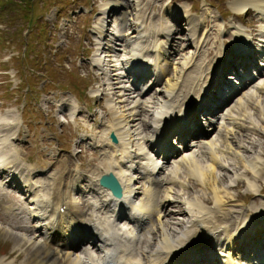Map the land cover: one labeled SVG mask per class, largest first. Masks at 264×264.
Instances as JSON below:
<instances>
[{
    "label": "bare ground",
    "instance_id": "bare-ground-1",
    "mask_svg": "<svg viewBox=\"0 0 264 264\" xmlns=\"http://www.w3.org/2000/svg\"><path fill=\"white\" fill-rule=\"evenodd\" d=\"M139 4V0H130L129 7L132 10L130 18L127 17L128 6L124 5L123 0L105 2L101 6L102 14L105 17H102L93 32L97 41H95L94 53H91V62L100 69L106 80H111L108 81L109 83L106 81L105 84L115 83L116 89H119L120 92L113 97L112 91L110 96L106 97L105 104L110 111L111 120L103 124L101 134L88 138L91 143H95V150L98 152L101 161H103V166L102 168L97 166L96 171L93 170L88 172V175H84L85 185L81 184L82 173H79L76 168V172H72L73 168H70L63 173L62 166L54 169L52 167L50 169L44 167L36 169L35 166L38 165L31 166L30 163L27 166L25 161L21 160V157L17 154L16 145L7 140L18 130V125L12 122L16 119L19 124L18 114L15 113L14 117L11 114L14 110H11L7 114L9 119L5 115L0 116L2 126L7 127L6 130L8 131L1 134L3 137H0V161L4 162L5 166L12 164L16 167L17 165L19 168L17 173H21L22 176L25 175L22 183L23 199L25 200L22 202V207L28 208V216L23 218L32 222L31 230H33V234L28 235L22 230L19 232L14 230V227L10 225L2 226L0 224V237L4 238L3 241L8 244V254L15 255L17 253L10 252L12 245L14 251L17 250L20 253L18 261H15L17 258L15 255L11 257L12 259L15 257V259L10 260L7 264H102V261L109 257H113L118 264H168V261L170 263L177 261L175 259L177 253L185 250L187 242L190 246H186V248L193 249L188 253L185 252L186 259L183 261L185 264L190 263V260L197 259V257L207 260L205 253L208 252L204 248L213 246L219 247L218 253L224 261L222 264H253L251 259H245L234 248L248 240V237L244 238L243 236L241 240L238 233L246 228L247 220L254 216L257 219L263 218L264 201L259 202L261 207L257 208L258 210L256 209L254 214L251 215V209L245 210L246 207H250L245 203L235 201L236 198L230 194L229 188L232 186L231 183L244 177L248 183L246 188L251 193H257L260 188H257L256 180L264 177V161L259 153H252L249 156L250 159H245L242 151L244 146L241 144H237L236 147L232 146L236 130L243 128L255 130L259 127V123L252 119L250 110L241 111L246 102H251L253 106H256V110L264 117L263 106L260 104L259 98L256 99L259 94L264 96V73H260L262 71L258 70L260 72L257 73L260 77L251 88L246 86L234 93L231 100H234L238 94L240 96L235 99L233 105L228 106L229 102L222 110L210 109V105L217 103L219 100L214 94L216 91L214 88L209 87L207 92L204 87L212 82L209 77L212 76L213 81H215L220 76V70L223 67V60L220 55L226 54L227 50L218 49L220 50L218 57H220L219 64L221 65H217L214 75H210V66L216 62L215 59L210 62L206 69L199 67L197 59L200 58L204 41L207 42L208 37L206 40L204 39L206 33L203 30L200 31L199 37L198 28L204 25L206 16L195 19V22H188L192 13L182 5V8L178 9L177 7L178 12H175L184 13L181 14L186 18L184 28L175 27L179 20L178 17H175L176 19L172 20L173 23L169 24L164 16L158 28L153 25L145 27L142 22L143 19H141L142 16H140ZM229 4V9L236 15L248 8H253L260 15L264 28V0H230ZM110 11L111 17L109 16ZM144 15L146 14L144 13ZM128 19L131 21L130 23H127ZM109 22H111L114 33L107 30ZM231 28L234 37L229 41L230 48L228 52H232V50L236 52V49L241 50V45L246 43L249 35L242 25L232 23ZM173 29L186 31L184 44L185 48L189 50L176 66H173L172 70L170 69L169 76L162 79V75L165 74L162 64L166 61L171 62V52L184 51L182 47L178 48L179 50L175 48V36L173 38L172 33L176 30ZM158 32L161 33L162 37H159ZM220 32L221 27L219 28ZM109 34L113 36L116 42L113 43L114 46L110 45L104 38L105 35L108 36ZM261 34L262 39L258 40L256 44L259 48L263 47L261 43H264V31ZM262 49L264 51V48ZM120 54L121 57H119ZM231 54L235 59L234 54ZM108 60L112 62L110 66L108 65L109 62L107 63ZM261 62L262 68H264V59ZM146 64L147 66L144 67ZM129 68L130 70L134 69L135 71H132V73L137 76H140L141 73L151 75V79L146 83L152 82V85L160 86L157 87L158 91L155 92V95H149L147 98L140 97L143 93L140 91L142 89L145 91V88L135 85V75L128 72ZM240 73L246 74V70L241 69ZM128 78L131 80L129 81ZM245 81V78H240L241 83ZM93 92L91 91L89 94L96 95L100 93V91ZM203 92H207V94L202 96ZM228 96H230V93ZM123 101L125 103L121 104ZM58 103L59 108L66 106L70 116L78 108V103L70 95L67 97L64 95L59 96ZM123 104H127V106L123 107ZM195 104L200 107L196 106V108ZM184 106L187 110L185 112L188 116L187 120L185 121L186 116L184 114L178 123H173L167 127V132L174 133L183 130L189 134L192 130L200 131L198 126H191L189 123L194 120L192 119V111L196 109H199V113L205 111L207 119L204 116V121L208 122L206 123L208 125L207 129L211 126V131L210 133L204 132L201 137L192 139L191 143L187 145L183 144L185 146H181L182 148L179 151L176 150L177 155L167 161L171 165L170 168H167V162L164 164L159 160H161L160 158L164 159L166 155L173 153L175 150H162L161 157L159 155L155 156L158 150H154V147L147 144V141L152 137H156L157 125L161 121L171 118L173 114L180 113L182 110L184 111ZM146 113L150 116L148 120L142 118ZM248 122L249 125L247 126L246 123ZM109 131L114 133L116 142H111L106 137ZM215 133L219 135L215 136ZM221 134L222 138L219 140L218 137ZM232 155L239 157L240 164L244 169L241 170L240 174L236 171L232 172L228 182L222 184V179L217 176L216 171L224 169L226 167L224 166L225 161ZM20 160L26 169H23V165H18L21 163ZM106 171H111L121 185L122 193L119 198L112 196L110 198V191L96 182L98 174ZM247 171L250 172L252 178L246 176ZM34 174L36 177H33ZM10 176H13L11 169L9 171L3 168L0 169V190L6 187V183L9 186L11 184L15 187L18 186L17 181L14 183ZM138 178L140 183H138ZM187 178L194 179L200 185L202 193L201 197L194 195L192 198L189 196V198L183 200L185 207L182 213L188 216V220L185 222V226L180 225L179 229L176 221H169V218V220H166L171 212L165 209L166 204L172 202L173 186L184 187ZM63 179L64 183L62 184ZM157 185L166 186L162 194H157L158 190L160 191ZM75 189H80L78 192L81 201L77 198ZM206 194H209L212 200L210 205L206 203L208 198V196H205ZM137 196L138 199L135 200ZM11 197L14 196L11 195L9 199ZM64 201L67 202V207L62 213L58 214L61 219L60 224L53 226V222L49 218L52 212H55ZM80 203L83 207H80ZM122 203L127 204L131 209L132 214L126 212V215L132 218V223L137 222L130 225V228L126 227L128 226L124 221L126 219L124 217L120 218L123 213H118V207L124 206ZM94 204L97 206L89 208ZM16 205V203L7 204L5 206L7 208L6 214L14 215L18 212L17 209H21V207L17 208ZM102 208L105 210L102 211ZM105 213L110 214L104 215ZM135 214H137V218L134 219ZM217 214H220V216L215 218ZM108 215H111L112 218ZM150 215L155 219L153 225L155 236L152 237L154 242L149 243L146 249L137 251L135 239L139 238L141 231H148L147 224L144 225V223ZM230 216L236 218H230ZM85 221L89 222L103 236L105 245L103 244L100 255H79L67 246L69 242L65 240L76 234L71 229H77L78 225L84 224ZM149 222L153 223L151 219H149ZM263 224L264 221L261 224L255 222L258 227L263 226ZM19 226L28 225L21 224ZM134 228H139V230L133 240L131 231ZM35 230L36 234L34 233ZM57 230L68 233V235L67 238L62 237L61 240H56V243L58 241L62 242L59 249H51L46 242L50 234L58 233ZM202 232L207 237L208 245L205 244L206 247H201V243L189 239ZM257 234L254 237H257ZM255 254V252L252 254L253 258ZM245 255L249 256V254ZM2 261L0 259V264H4Z\"/></svg>",
    "mask_w": 264,
    "mask_h": 264
},
{
    "label": "rangeland",
    "instance_id": "rangeland-1",
    "mask_svg": "<svg viewBox=\"0 0 264 264\" xmlns=\"http://www.w3.org/2000/svg\"><path fill=\"white\" fill-rule=\"evenodd\" d=\"M2 1L4 2L0 3V115L6 114L10 108H15L18 112L20 124L17 136L19 138L15 139L14 142L18 147L19 154L26 156L28 159L30 158L31 163L40 162L45 164L47 169L51 167L54 169L53 166H62L64 173L68 168L75 165L85 172L88 171L87 169L96 171L97 166L102 168L103 161H101L94 148L95 143L85 139L102 133L103 124L111 120V114L106 107L105 99L110 96L112 91L113 97L120 92L119 89H116L115 83L105 84L106 81L109 83L108 81L111 80H106L105 75L101 74L90 63L91 53H94L95 41H97L93 32L102 17H105L102 14L101 6L109 0ZM123 1L124 5L128 6L127 17L131 18L130 0ZM176 1L184 3L176 4L178 9H181L182 5L185 9L190 8L189 11L192 12L190 22H195V19L206 16L204 25L198 28L199 37L202 30L206 33L204 39L206 40L208 37L207 42L204 41L200 58L197 59L200 68L206 69L213 59L218 62L219 48L223 49L224 47V50L230 48L228 42L234 37L229 34V29L232 30V23L242 25L244 30H247L246 32L253 38L252 43L257 44L258 40L262 39L261 32L264 31V28L260 15L253 8H248L236 15L229 9L230 0H139L143 25L145 27L153 25L158 28L163 16L169 24H172L173 22L169 16L171 15L173 19V15L170 10ZM110 13L111 11L109 12L111 17ZM180 14L183 15L184 13ZM180 20L175 24L176 28L185 27V20L183 18L182 22ZM130 22L128 19L127 23ZM187 26L189 27L188 24ZM220 27L221 32L219 33ZM108 29L113 30L112 33L115 32L111 27V22L107 25ZM173 30H176L172 33L173 38L175 36V48L182 47L184 51H170L171 62L167 61L162 64L165 72L162 79L169 76L173 66H176L189 50L185 48L184 44L186 31ZM158 35L162 37L159 32ZM104 38L109 43V39H113V36L109 34L108 36L105 35ZM113 43L116 42L113 40L109 44L114 46ZM119 57H121V54ZM111 63L109 62L108 65L110 66ZM72 82L73 84H71ZM62 84L68 86L67 89L59 87ZM251 86L249 87L251 88ZM157 87L160 86L151 84V87L140 97L147 98L149 95H155V92L158 91ZM83 89V94L79 96L77 92H81ZM91 91H94L93 93L100 91V93L90 95ZM61 95L65 97L71 95L76 99L78 108L72 116L67 113L66 106L59 108L58 102ZM239 96L240 94L237 95V97ZM257 98H259L264 109V96L259 94ZM235 99L229 101L228 106L233 105ZM122 103H125V101ZM126 106L127 104H123V107ZM58 108L60 111L56 110ZM256 108L251 102H246L241 111L250 110L252 119L259 123V127L255 130L247 128L236 130L232 146L243 145L244 148L242 149L244 150L242 151L245 159H250L249 156L252 153H259L264 161V117ZM55 112H61V115L59 116ZM143 117L148 120L150 116L146 113ZM246 125L248 126L249 122ZM80 133H83L85 137H81ZM215 134V136L219 135ZM221 138L222 134L218 139ZM240 161L239 157L232 155L225 161L224 166L226 167L216 171L217 176L222 179V184L228 182L232 172L236 171L239 174L242 172L241 170L244 167L240 164ZM170 166V164H167V168H170ZM246 176L252 178L249 171H247ZM234 182H237V184L231 186L229 192L234 198H238L240 195V198L236 201L245 202V205L250 207L251 210L257 205V208L261 207L259 202L264 201V177L256 180L257 188H260L257 193L247 191L246 186L248 183L244 177L238 178ZM161 186L157 194H162L164 187H166ZM201 193L200 185L192 178L186 179L184 187L173 186L172 202H169L166 206L167 210L170 208L171 214L166 217V220L169 218V221H176L179 229L180 225L185 226L188 216L182 213L184 208L180 210L182 206H178L176 202H183L189 196L190 198L194 195L201 197ZM205 196H208L206 203L210 205L212 203L210 195L206 194ZM135 199L137 200L138 196ZM219 215L217 214L215 218ZM11 220L0 209L1 225L5 226V223ZM22 223L25 222H22V220L17 222V224ZM200 234L204 235L203 232ZM140 236V240L136 243L138 249L144 247L147 243L146 239L149 238L148 236L154 237L155 235L143 231ZM3 240L5 239L0 237V254H2L0 259L4 257L6 260L3 258V263L7 264L10 260L15 259V257L13 259L11 257L16 255L15 261H18L20 253L17 250L14 251L12 245L10 252L17 253L9 255L8 244ZM190 240L193 241L194 237ZM199 240L206 241L203 236H198L194 241ZM152 242L154 241L152 240Z\"/></svg>",
    "mask_w": 264,
    "mask_h": 264
},
{
    "label": "water",
    "instance_id": "water-1",
    "mask_svg": "<svg viewBox=\"0 0 264 264\" xmlns=\"http://www.w3.org/2000/svg\"><path fill=\"white\" fill-rule=\"evenodd\" d=\"M110 137L112 140H114V136L111 133ZM99 183L109 188L111 192L116 196L120 195V186L112 173L108 172L105 174H101L99 176Z\"/></svg>",
    "mask_w": 264,
    "mask_h": 264
},
{
    "label": "trees",
    "instance_id": "trees-1",
    "mask_svg": "<svg viewBox=\"0 0 264 264\" xmlns=\"http://www.w3.org/2000/svg\"><path fill=\"white\" fill-rule=\"evenodd\" d=\"M27 1H29V0H27ZM1 2L3 3L4 1L0 0V3H1Z\"/></svg>",
    "mask_w": 264,
    "mask_h": 264
}]
</instances>
